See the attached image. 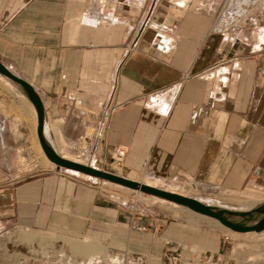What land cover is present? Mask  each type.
<instances>
[{
    "label": "crops",
    "instance_id": "0c3cea01",
    "mask_svg": "<svg viewBox=\"0 0 264 264\" xmlns=\"http://www.w3.org/2000/svg\"><path fill=\"white\" fill-rule=\"evenodd\" d=\"M223 2L0 0V60L39 93L56 150V128L73 130L66 145L85 143L97 168L123 150L129 173L264 188V18L222 32L214 25ZM16 89L26 118L14 125L16 108L0 97V136L23 134L26 143L0 141V227L129 229L134 217L104 204L90 175L44 165L30 149L37 113ZM83 116L93 137L80 136ZM11 144L37 164L16 175Z\"/></svg>",
    "mask_w": 264,
    "mask_h": 264
},
{
    "label": "rangeland",
    "instance_id": "374dc122",
    "mask_svg": "<svg viewBox=\"0 0 264 264\" xmlns=\"http://www.w3.org/2000/svg\"><path fill=\"white\" fill-rule=\"evenodd\" d=\"M11 84L15 85L12 82ZM15 86H11L0 76V97L5 95L6 99L12 102L14 109L16 108V117L12 120L14 125L25 120L27 113L26 101ZM2 104L5 105L6 102ZM84 121L86 123L83 116L80 136H85L89 132L93 137L96 129H85ZM74 132L56 128L54 132L56 147L63 146V143L70 144V138L75 136ZM8 136L11 142L21 137L22 142H19H25L24 135L18 133L1 135L0 141L3 137L7 142ZM27 144L32 145L30 149L33 152L35 149L34 153L42 156L44 165L50 163L43 156L35 135L30 137ZM19 150L14 148L13 144L9 151L5 150V153L11 154V167L16 171V175L29 171L32 164H37V157L31 156L29 159L24 151ZM89 161H92V157ZM62 169L72 171L63 167ZM100 169L116 174L121 172L127 176L131 174L130 177L135 178L149 174L129 173L118 163L107 164ZM88 177H90L88 183L93 186L94 193L104 204L120 208L134 217L135 222L129 229L123 227L124 232L120 233L118 229L122 227L114 226L108 230L106 226L97 223H92V229L88 232H80L68 226H55L56 230H52V226L47 229L0 227V264H264L263 230L260 234L253 231L248 233L232 231L213 218L198 214L178 203L174 205L167 199L160 201L149 193L138 192L105 179ZM155 177L183 190L182 192L191 191L189 195L202 202L227 210L247 212L264 203V198L252 205H248L252 200L244 202L245 198L240 195L249 187L231 192L222 188H208L196 181L175 176ZM261 192L264 193V188H260L259 193ZM229 216L246 223H253L256 220L252 216L247 219L237 215ZM148 223H153L154 227ZM138 224L147 226V230H138ZM170 228L175 229L171 232V237L162 238ZM159 238L164 239L162 244L158 243ZM209 257L211 262L207 263L206 259Z\"/></svg>",
    "mask_w": 264,
    "mask_h": 264
},
{
    "label": "water",
    "instance_id": "95a60500",
    "mask_svg": "<svg viewBox=\"0 0 264 264\" xmlns=\"http://www.w3.org/2000/svg\"><path fill=\"white\" fill-rule=\"evenodd\" d=\"M0 73L8 77L11 81L17 82L24 88L28 99H31L34 104L38 124H37V137L44 154L49 158V160L57 167H63L69 170H76L86 175H90L96 178L105 179L113 183H119L127 188L139 190L143 193H149L154 196L163 197L171 202H176L188 209L214 218L218 222L222 223L232 231H238L243 233H248V231L262 232L264 230V203L261 206L248 210L247 212H238L235 210H227L224 208H216L206 202H202L200 199L183 195L178 192H172L163 188L155 187L148 183L139 182L136 179L128 178L126 176L120 175L119 173H113L105 169H100L90 164H83L77 161H72L57 153L53 145L47 140L45 135V119L46 113L44 109L43 100L40 98L39 93L35 89L34 85L30 82L11 71L1 60H0ZM255 213H259V218L253 222H242V221H232L228 217L229 215H237L242 218H249L250 216L255 218ZM228 215V216H227Z\"/></svg>",
    "mask_w": 264,
    "mask_h": 264
},
{
    "label": "built area",
    "instance_id": "2783aa9c",
    "mask_svg": "<svg viewBox=\"0 0 264 264\" xmlns=\"http://www.w3.org/2000/svg\"><path fill=\"white\" fill-rule=\"evenodd\" d=\"M263 18L264 0H224L215 20V28L222 32L254 28L256 22ZM259 71L264 74V66L260 67ZM116 154L115 163L121 164L123 150H118ZM137 229L145 231L147 226L138 224ZM206 262L210 263L211 257L207 258Z\"/></svg>",
    "mask_w": 264,
    "mask_h": 264
},
{
    "label": "bare ground",
    "instance_id": "6f19581e",
    "mask_svg": "<svg viewBox=\"0 0 264 264\" xmlns=\"http://www.w3.org/2000/svg\"><path fill=\"white\" fill-rule=\"evenodd\" d=\"M0 76L1 77H3L9 84H11V82L13 83V84H15V85H17L18 87H19V89L21 90V92L23 93V95H24V97H27V95H26V92H25V90H24V88L22 87V85H19L17 82H13V81H11L8 77H6L5 75H3L2 73H0ZM19 92V91H18ZM21 93V94H22ZM26 95V96H25ZM28 98V97H27ZM26 98V99H27ZM25 99V98H24ZM29 100V99H28ZM30 104H32V103H30ZM33 107V106H32ZM45 135H46V133H45ZM47 137V136H46ZM47 140L49 141V139L47 138ZM37 142L39 143V145H40V142L38 141V139H37ZM50 142V141H49ZM84 142H85V140H84ZM51 143V142H50ZM75 143H77L76 141H75ZM80 143V142H79ZM83 143V142H82ZM52 144V143H51ZM74 144V143H73ZM72 145V144H71ZM40 147H41V145H40ZM87 146H86V144L84 143V145L82 146H80V144H79V147H76V146H73V147H70V146H68V145H64L63 147L61 146V148L59 147V150H56L57 151V153L58 154H60V155H62V156H64V157H66V158H68V159H70V160H72V161H77V162H80V163H83V164H90V165H92L91 163H89V161H88V158H89V148L87 149L86 148ZM41 152H42V154H43V156L44 157H46L48 160H49V158L44 154V152H43V150H42V147H41ZM50 161V160H49ZM51 162V161H50ZM52 163V162H51ZM92 166H94V165H92ZM73 171V170H72ZM76 171V170H75ZM131 173V172H130ZM120 175H123V176H126V177H128V178H133V179H136V180H138L139 182H142V183H148V184H151V185H153V186H155V187H158V188H163V189H166V190H169V191H172V192H178V193H181V194H183V195H187V196H191V195H189V193L191 192V191H189V192H182L181 190H179V189H177L176 187H173V186H170L167 182L165 183L164 182V180H162V179H159V178H157V177H155V176H153V175H150V174H146V175H144V176H140V177H137V178H135V177H130V175L129 176H127V175H125V174H123V173H119ZM259 190H260V188L258 187V186H249V188L245 191V192H243L242 194L243 195H240L241 197H243V198H245V200H244V202H248L249 200H252L248 205H252V204H254V203H256L257 201H260L262 198H264V193H259ZM138 192H139V190H137ZM156 198L157 199H159L160 201L161 200H163V201H166V199L165 198H163V197H158V196H156ZM173 204L175 205H177V203L175 202H173ZM245 206V205H244ZM214 207H216V206H214ZM216 208H218V207H216ZM219 208H224V207H219ZM224 209H226V208H224ZM199 214V213H198ZM255 215V219L257 220L258 218H259V216H260V214L259 213H255L254 214ZM228 216V215H227ZM229 218H230V220H234V221H242V220H240V219H238V218H232V217H230V216H228ZM214 219V218H213ZM215 220V219H214ZM256 220H254V222L256 221ZM217 221V220H216ZM218 222V221H217ZM228 228V227H227ZM264 231V230H263ZM236 232H238V231H236ZM248 232H251V231H248ZM253 232H255V231H253ZM240 233H243V232H240ZM259 234H260V232H259Z\"/></svg>",
    "mask_w": 264,
    "mask_h": 264
}]
</instances>
